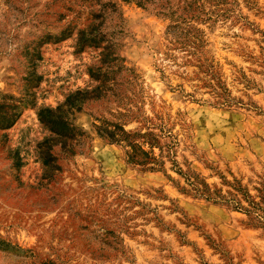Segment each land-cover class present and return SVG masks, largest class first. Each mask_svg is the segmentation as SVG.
Here are the masks:
<instances>
[{
  "label": "rangeland",
  "instance_id": "obj_1",
  "mask_svg": "<svg viewBox=\"0 0 264 264\" xmlns=\"http://www.w3.org/2000/svg\"><path fill=\"white\" fill-rule=\"evenodd\" d=\"M10 114L0 264H264V0H0Z\"/></svg>",
  "mask_w": 264,
  "mask_h": 264
},
{
  "label": "trees",
  "instance_id": "obj_2",
  "mask_svg": "<svg viewBox=\"0 0 264 264\" xmlns=\"http://www.w3.org/2000/svg\"><path fill=\"white\" fill-rule=\"evenodd\" d=\"M95 38V35L92 34V31H88L86 33H82L81 36L79 37V44L81 46H84L85 44L92 42L93 39ZM11 116L8 117H2V120H0L1 124L6 128L11 126L14 123V118L12 117L13 114H10ZM40 115V118H42V115ZM4 118V119H3ZM47 125H49L50 130L53 131L56 134H64L65 130L68 129L67 123L64 126L63 120H61L60 117L53 118L51 120L46 121ZM64 126V128H62ZM112 126V128H110ZM73 127V126H72ZM97 132L101 135L107 138L110 141L116 142V141H127L128 144L131 147V152L128 154L129 161L132 163L136 164H145L148 162L149 159H153V157L150 156L149 152L142 149L140 145L135 143L130 136V133L126 130L123 129V127L117 123H108L106 122V126L99 128L97 127ZM83 133V131H82ZM132 137H135L133 135ZM45 161L49 163L51 161V157L49 155L45 156ZM205 186V184H204ZM237 190L241 195L243 200L248 202V208L244 207L241 204V200L238 197H235L232 199L233 202V207L235 209H242L244 210L247 214H254L255 213V218L264 223V184L262 188H257V191L259 193V201L256 202L252 199L251 195L245 191L240 186H236ZM199 191V190H197ZM201 195H205L207 198L212 199L213 197L211 196V193L207 190V188L202 189L201 192L199 193ZM213 200H215L213 198ZM217 201V200H215ZM231 200H225L223 202H229ZM220 202V201H219Z\"/></svg>",
  "mask_w": 264,
  "mask_h": 264
}]
</instances>
